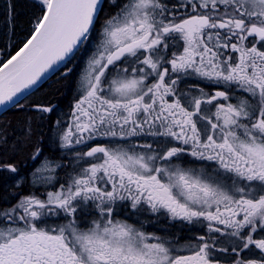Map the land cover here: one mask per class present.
<instances>
[{
  "label": "snow or ice",
  "instance_id": "obj_1",
  "mask_svg": "<svg viewBox=\"0 0 264 264\" xmlns=\"http://www.w3.org/2000/svg\"><path fill=\"white\" fill-rule=\"evenodd\" d=\"M0 264H264V0H0Z\"/></svg>",
  "mask_w": 264,
  "mask_h": 264
}]
</instances>
